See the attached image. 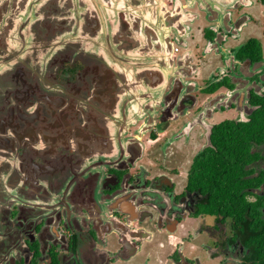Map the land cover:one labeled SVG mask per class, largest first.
Here are the masks:
<instances>
[{
	"label": "flooded vegetation",
	"instance_id": "1",
	"mask_svg": "<svg viewBox=\"0 0 264 264\" xmlns=\"http://www.w3.org/2000/svg\"><path fill=\"white\" fill-rule=\"evenodd\" d=\"M58 1L7 0L18 11L11 42L29 44L30 36L21 38L20 28L39 27L38 10L50 12ZM81 1L73 0V7L84 17ZM155 1L158 21L169 22L165 42L174 70L153 128L143 135L141 121L124 134L117 150L83 163L69 153L78 172L90 163L104 167L102 172L95 165L93 190L86 183L67 186L73 175L58 193L32 184L28 203L23 197L13 204L0 201V264H264V244L256 231L264 226V183L247 188L243 210L233 214L205 213L204 195L190 185L197 158L219 152L215 134L249 132L255 138V127L262 126L264 0H123V23L138 31L142 18L137 15L149 14L153 8L145 7ZM86 13L91 19L90 9ZM79 37H63L61 45ZM63 48L66 61L57 80L77 83L86 64ZM133 61L126 59L124 65L133 68ZM3 141L0 152H11L15 145ZM142 141H154L155 159L147 158L145 146L138 144ZM15 150V155L25 154ZM188 150L197 151L189 164L173 166L174 154ZM250 152L258 158L248 166L255 177L264 172V142L255 141ZM37 162L45 165L40 158ZM15 188L18 193L26 187ZM75 192L92 203L78 200Z\"/></svg>",
	"mask_w": 264,
	"mask_h": 264
},
{
	"label": "water",
	"instance_id": "2",
	"mask_svg": "<svg viewBox=\"0 0 264 264\" xmlns=\"http://www.w3.org/2000/svg\"><path fill=\"white\" fill-rule=\"evenodd\" d=\"M49 9L50 12H44L40 8L35 15L40 18L39 27L29 24V28H20L21 38L26 37L24 33L30 36L29 44L12 43L10 37L15 32L12 24L18 11L7 0H0V80L11 79L16 88L17 105L33 111L29 116L23 109L18 111L14 131L16 145L11 143L15 145L11 151L26 148L25 154L16 157L28 161L38 174L56 170L53 166L57 165L51 163V158L64 161L62 165L68 169L67 163L72 160L62 156L60 148L74 153V161L83 163L117 150L123 135L141 121L144 127L140 133L150 132L174 70L165 42L169 22L166 18V23L158 21L154 10L147 9L149 14L142 16L150 25L140 21L141 29L128 34L130 37L109 27V36L93 48L90 38L95 41L96 30H99L93 26L75 42L66 47L61 45L63 37L80 32L81 26L79 28L75 18L68 17L76 11L73 0L68 7ZM58 15L64 17L60 16L58 21ZM147 17L151 21L148 22ZM60 46L70 49L69 56L74 54L86 64L77 83L63 85L57 80V73L66 61ZM129 58L134 60L133 68L124 65ZM12 97L10 92L6 97L9 103ZM2 126L0 123V128ZM37 144L42 146L41 151ZM37 157L46 164L34 166L32 161Z\"/></svg>",
	"mask_w": 264,
	"mask_h": 264
},
{
	"label": "rangeland",
	"instance_id": "3",
	"mask_svg": "<svg viewBox=\"0 0 264 264\" xmlns=\"http://www.w3.org/2000/svg\"><path fill=\"white\" fill-rule=\"evenodd\" d=\"M122 1L123 0H110V1L109 0H82L81 5L83 7L80 9V11H82V13H85V16L83 17V14H82V16H79L77 14V11H74L75 14L69 13V15H68L69 19L75 18L79 28L81 26V28H80L81 34H75V35L70 34L69 36H67L64 39L65 40L66 39H75V38L81 36L82 33L87 34L90 31V30H88V28H90L91 26H93V29H99V30H96L97 31V33H96L97 34V40L94 41L90 38V41H91V43H93V46H94L93 48H96L98 45L103 43L105 40V37L109 36V33H110L109 27H111L112 30L114 29V31L116 33L118 32V33H121V35H123V36L126 35L127 37H130V35H128V34L134 33L136 31H134L132 28L131 29L128 28L129 24L126 25L122 21V18L120 16L121 15L120 12L124 7V6H122L124 4ZM58 2H59V4H58ZM58 2H55L53 4L55 8L56 7L61 8L63 6L68 7V5H72V2L70 0H59ZM119 4L120 5L122 4L121 5L122 7H120ZM73 5L76 6V2ZM71 8H72V6H71ZM134 8H138V7H134ZM149 8H152V7H149ZM88 9H90V11L92 13H94V15H92V13H89L91 15L90 23H89V17L90 16L86 13ZM93 11H95V12H93ZM66 12H68V11L66 10ZM123 14H127V13L123 12ZM58 16L64 17V15H58ZM144 16H146V14ZM137 17H141L142 19L140 21L142 22V20H143L144 23L146 24V26L150 25L147 22H145L142 15H139V16L137 15ZM80 19L84 20L83 24H82V21L80 23ZM147 20H148V22L151 21V19L148 17H147ZM128 22L130 23L129 19H128ZM131 26H133V24ZM82 29H84V30H82ZM140 29H141V25L139 27V30ZM151 29H152V27L150 26V30ZM0 85L3 86V87H0V123L3 124V126L0 128V141H1V143H3L4 142L3 140H7L11 143L14 142V144H15V142H16V137L14 135V131L16 129L15 118H16L18 111L20 109H23V107L20 104L17 105V100L15 99L16 88L13 86V81L11 79L10 80L5 79L4 81L0 80ZM10 92H11V95L13 96L12 97V103H9L7 98H6ZM9 104H12L13 107L10 108ZM23 110L25 111L24 113L28 116L31 113H33V111L30 109H23ZM12 113H13V118H12ZM11 119L14 121L13 123H11L12 122ZM6 128H7V130H6L7 134L4 132ZM39 144L42 145L41 143H39ZM39 144H37V145H39ZM138 144L141 146H145L148 159H155V157H156V154H155L156 153V146H155L154 141L148 142V143L147 142L145 143L144 141H142V143H138ZM40 145H39V150L41 151L43 148ZM198 146H200V145H198ZM92 149H94V148H92ZM19 150L25 151L26 148L18 149L17 151H19ZM58 151L60 153H62V156H68V157L70 156L69 155L70 152L66 153L65 150H63L62 148H60ZM196 152L197 151L192 152L191 150H188L182 156H178V154H176V155L174 154V156L171 158V161L173 162L172 165L175 166L177 164H183V167L187 166L189 163L186 164L185 162L187 160H189V161L192 160L193 155H195ZM29 153H30V150L28 149L27 154H29ZM119 153H120V151L118 150L117 154H119ZM5 154H8V155H5ZM5 154L0 152V184L1 183L6 184V185H0V201L4 202V204L5 203L13 204V201L16 199V197H23L26 200V202L28 203L30 201V197L27 195V192L29 191V188H31L32 184L49 185L48 189L54 190L56 193H58L60 188L66 186L65 181L67 179H69L70 177H72L73 175H75L74 179L72 181L69 180L70 185H67V186L70 187L72 185L74 188L76 185L88 184V185H90L91 189L93 190L94 186L90 184V181L92 180L94 183V177H96L95 173L98 174V169H100L102 172L104 171V167L101 166L99 163H97V164H91L90 163V164H87L86 170L84 172H78L75 168V164L73 165V162H70V161H68V163H67V168H68V170H67L62 165V163L64 164V161H62V160L60 161V159H59V161H57L56 159L53 160V158H51V163L57 165V166H53V167L58 172L56 174H52L49 172L38 174L37 172H34V171H37V169H34L33 166H31V164L29 165L28 161L24 162L23 160H19L16 157L17 155L14 154V150L9 152V153H5ZM126 155H127V153H126ZM37 159L38 158L33 159V161H32V164H34V166L38 165ZM73 159L74 158H71L72 161H73ZM74 160H76V159H74ZM176 161H177V163H176ZM44 163L46 164L45 160H44ZM78 165H79V163H78ZM95 165L97 166L98 169L95 168ZM186 168H188V167H186ZM31 171H33V172H31ZM79 178H81V181H79ZM84 179H85V181H83ZM51 183H52V185H50ZM66 184H68V182ZM15 186H17V188H24V186H25L26 188L25 189H19L18 190L19 194H18L16 192ZM45 191H46V189H45ZM75 194H76V192H75ZM76 195H77V199L81 200L83 203L88 204V205H90L92 203L91 199L87 198L86 195L83 196L84 195L83 192L82 193L78 192ZM39 201H40L41 205L45 202L43 198H41Z\"/></svg>",
	"mask_w": 264,
	"mask_h": 264
},
{
	"label": "trees",
	"instance_id": "4",
	"mask_svg": "<svg viewBox=\"0 0 264 264\" xmlns=\"http://www.w3.org/2000/svg\"><path fill=\"white\" fill-rule=\"evenodd\" d=\"M260 124L262 126L254 129L255 138L249 132L215 134L217 137H214V142L219 152L214 155L204 152L197 158L190 185L193 190L204 195L205 206L202 209L205 213L216 214L224 211L225 214H233L234 211L243 210L242 196L246 189L264 183V172L251 177L255 170L248 168L258 160L250 152L252 144L255 141L264 142V121ZM256 231L257 240L264 244V226L258 227Z\"/></svg>",
	"mask_w": 264,
	"mask_h": 264
},
{
	"label": "crops",
	"instance_id": "5",
	"mask_svg": "<svg viewBox=\"0 0 264 264\" xmlns=\"http://www.w3.org/2000/svg\"><path fill=\"white\" fill-rule=\"evenodd\" d=\"M156 2H157V1H155L154 4L147 5L145 8L147 9V8H149V7H152V5H153V7H152L153 10H154V11H158L159 8L157 7V5H156L157 3H156ZM152 3H153V2H152ZM148 6H149V7H148ZM156 8H157V9H156ZM138 71H139V70H138Z\"/></svg>",
	"mask_w": 264,
	"mask_h": 264
},
{
	"label": "built area",
	"instance_id": "6",
	"mask_svg": "<svg viewBox=\"0 0 264 264\" xmlns=\"http://www.w3.org/2000/svg\"><path fill=\"white\" fill-rule=\"evenodd\" d=\"M175 51L177 52V48L175 49Z\"/></svg>",
	"mask_w": 264,
	"mask_h": 264
}]
</instances>
